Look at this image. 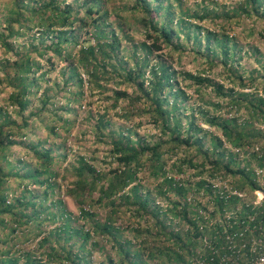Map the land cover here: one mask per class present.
Instances as JSON below:
<instances>
[{"label":"trees","instance_id":"1","mask_svg":"<svg viewBox=\"0 0 264 264\" xmlns=\"http://www.w3.org/2000/svg\"><path fill=\"white\" fill-rule=\"evenodd\" d=\"M105 1L84 0L82 11H78L79 9H73V3H66L65 0H11L10 8L5 10L0 42L6 51H13L14 59L7 58L0 63V69L3 71L0 82L4 85L1 90L9 89L6 108H11V111H8L0 107V232L8 224H11L12 228L3 231V236L0 237V241L6 243L0 247V264H18L15 253L11 254L14 244L23 243L36 236L27 232L22 235L14 234L22 225L30 227L28 223L31 221H36L39 228L44 221L60 222L58 227L51 230L42 240V245H49L45 253L55 259L64 255L71 264H80V252L72 253L66 244L50 246V241L55 240L53 237L57 240L64 237L63 240L66 241L65 239L75 236L76 242H80V248H83L92 231L112 238L120 252L130 261L129 264L139 263V260L144 262L143 253L139 249L131 252L130 242L120 243L118 239L119 230L113 225V213L120 205L129 209L134 207L136 212H150L154 226L159 230L154 234L169 236L176 245L174 250L163 248L168 256L172 254L176 257L169 260H183L184 255L180 250L185 246L186 234L181 237L178 232H166L171 224L168 214L192 223L188 216L192 204L185 200L192 193L191 186L197 187L198 190H208V178H214L218 173L226 176L233 173L228 162L224 161L223 152L215 153V148H222L224 142L235 146L248 140L264 138V133L254 126V122L261 121V118L264 121V98L253 91L239 92L238 96L230 99L231 105H238V102L242 101L248 104L250 117L244 119L241 124L237 123L236 118L212 115L204 108L198 110L202 119L201 125L197 123L194 111H191L184 124L180 114L185 107L187 94L180 85V74L199 84L208 82L209 79L189 71L179 72L167 61L154 62L152 57L154 52L161 49L157 44L158 38H162L176 49L181 47L183 38L185 41L191 40L196 46H201L203 40V55L210 64L214 57L218 56L227 64L238 45L237 41L227 33L203 27L199 22L206 18L221 19L231 14L240 17H262L264 0H241L226 10L215 6L209 8L206 3H201L198 8H190L183 0H134L135 7L145 13L143 24L146 34L145 39L133 47V63L121 55V38L129 37L122 28L119 33L110 28L112 25L107 22L108 12L102 10ZM81 12L83 15H80ZM33 28H36L37 35H29ZM80 31H88L91 37L86 34L80 39ZM20 37H23L22 42L15 45V40ZM47 52H51L47 56L51 64L54 56L65 62L62 68V85L57 84L55 95L49 94L52 86L47 87L39 96L40 108L25 115L24 112L31 104L33 89L39 86L38 80L45 74L44 71L36 75L42 68L40 58ZM113 78H118V85L131 86V91L116 86L106 87L105 82ZM236 78L242 87L245 86L241 75ZM85 85L99 89L100 92L110 91V107L121 108L124 117H129L130 110L126 107L131 106L137 111L139 106L134 103L146 101L144 109L149 110L154 123L159 127L160 137L150 143L144 138L134 139L131 133L109 131L106 137L111 143L116 167L103 172L91 160L83 156L78 157L76 163L67 171L73 181L70 187L66 185L63 194L59 191L60 183L56 178L58 161L63 157L61 153H57V147H60L61 143L55 144L54 137H63L57 131L58 128L64 132L69 130L71 120L64 117V114L75 111L74 106L83 98ZM214 88L219 95L227 96L222 92L221 85L217 84ZM230 92L228 95L232 97ZM124 102L126 107L122 109ZM220 107L219 103L214 105V108ZM96 123L97 129L105 128L109 124L106 113L99 115ZM203 124L216 127L221 132V135L210 134L213 157L209 148L203 149L206 134ZM39 126L48 131L51 140L41 139L39 136H35V141L28 140ZM104 134L101 133L100 138H103ZM163 135H167L165 141L162 140ZM13 145H20L31 152L30 162L21 161L22 166H19V161L16 164L10 161ZM181 146L187 149L195 146L202 154L201 164L205 161L211 164L207 179L200 177V180H196L192 185L187 183L188 186L167 173L169 171L166 170V152L173 158L177 156ZM178 161L179 164H171L170 171L180 173L183 172V164L193 168L198 164L195 157L188 155L179 157ZM142 172H146L147 177L152 176L159 180L155 192L170 201L171 208L161 207L151 198L150 190L145 191L142 178L146 177H140ZM15 179H20L19 184L23 185L17 194L16 188L8 185V182ZM30 186L34 189L35 186L43 188L38 192ZM237 186L242 187L243 184L237 183ZM55 194L58 195L57 198H50ZM65 197L73 201L79 210V217L88 222L92 230H83L82 226L72 225L71 222H75L79 217L67 210ZM48 199L50 202L45 204ZM95 203L108 206L109 213L107 212L105 217H99L93 209ZM27 209L31 211L26 212ZM192 234L199 236L197 228H194ZM8 240H11L12 244H9ZM150 252L146 254L155 256L161 250ZM83 257L84 264H88L89 261H85L87 256ZM25 261L28 264L34 262L30 253L26 255Z\"/></svg>","mask_w":264,"mask_h":264},{"label":"rangeland","instance_id":"2","mask_svg":"<svg viewBox=\"0 0 264 264\" xmlns=\"http://www.w3.org/2000/svg\"><path fill=\"white\" fill-rule=\"evenodd\" d=\"M66 3H73V9L82 11V3L84 0H65ZM241 0H183V3L189 6L190 8H198L201 3L208 4V7L212 6L220 7L223 9H228L232 6H235ZM11 5V0H0V31H3V17H5V10L9 9ZM102 10L108 12L107 22L112 26L110 27L114 31L119 33V30L122 28L126 31L127 37L121 38V55L130 63H133L134 59L132 56L133 47L138 46L139 42L145 39V27L143 24V19H145V13L140 11L139 8L135 7L134 0H106L102 5ZM221 9V10H223ZM80 15H83L82 12ZM232 15V14H231ZM225 16L220 18H215L210 20L208 18L199 22L197 18H194L199 22L203 27H208L219 32H224L229 35V37L234 38L237 41V47L233 50V56L225 64L221 58L218 56L214 57L212 64L207 62L205 54V44L202 40L201 46H196L192 43L191 40L185 41L182 38L181 47L176 49L173 46L167 44L162 38H158L157 44L161 46L159 51L153 53V61L165 60L172 65L174 69L179 72H191L193 74H198L201 76L207 77L208 82L199 84L192 82L189 79L184 78L181 74L179 76L180 85L186 91L187 100L184 102V108L180 116H182V121L185 122L189 119L191 111H194V116L198 124L201 125L202 119L199 109H208L212 115L222 116L227 118H236L238 124H241L244 119L250 117V113L247 108V102L242 101L238 102V105H231L232 101L230 100L234 96H238L239 92L251 91L255 93H264V16ZM36 34V28H33L29 35ZM90 33L88 31H80V39L84 35ZM23 37L17 38L15 40V45L22 42ZM48 42V41H47ZM200 48V52L198 49ZM237 51V52H236ZM137 52L140 54V50L137 47ZM51 52H47L43 57L40 58V63L42 68L38 70L36 75L45 71V74L40 77L38 80V85L33 89L34 93L30 96L31 104L29 108L24 112L27 115L30 111H35L40 108L39 106V96L44 92L47 87L52 89L49 94L56 93L57 84L60 86L62 81V68L65 66V62L54 56L51 61L47 60V56ZM7 58L14 59L13 51H6L0 42V63H2ZM237 75H235V74ZM3 71L0 69V77H2ZM242 76L243 83L245 86L242 87L239 84L238 78L236 76ZM106 80H104L105 82ZM119 83L118 78L109 79L105 82L104 85L108 88L118 87L126 88L129 92L132 87L127 84ZM219 84L222 86V92L226 93L227 96L219 95L215 86ZM4 85L0 82V107L6 108L7 101L6 95L9 92V89L5 91L1 90ZM229 89L233 91L230 92ZM231 94L230 97L228 94ZM58 94V92H57ZM110 91L100 92L99 89L91 88L88 85L84 86V95L80 99L78 105L74 106L75 111L73 113H65L64 117L69 118L70 126L67 132H64L61 128H58L60 135L63 137H54V143L60 144V147H57V153H61L63 157L59 159L58 170H57V180L60 183L59 191L60 193H65L66 185L71 186L73 178L68 175L67 171L70 170L73 164H75L78 157L83 156L89 161L91 160L96 167L101 169L103 172H107L109 169L116 167V158L112 150L111 143L106 137L109 131L118 132L123 131L124 133H131L133 138L140 137L146 139V141L155 142L160 137L159 127L154 123L153 117L150 114L149 110L144 109L145 104L147 103L144 100L135 102V105L139 106V109L136 111L132 109L131 106L126 107V103H122L121 107L127 108L130 112L129 117H124L123 110L121 108H112L110 107L111 101L108 99ZM219 103L220 108H214V105ZM133 106V105H132ZM6 110L11 111V108L8 106ZM106 113V118L109 119V124L99 130L96 128L97 117ZM183 115H187L186 117ZM17 119H19L17 117ZM204 129L206 130L204 138V148H209L212 153V143L210 141V134L221 135V132L216 127H209L203 124ZM105 133L103 138H100L101 133ZM103 135V134H102ZM39 136L41 139L48 138V131L43 127L39 126L34 133L31 134L29 141H35ZM167 135L162 136V140L165 141ZM260 139V138H259ZM256 139V140H259ZM256 140H254L256 142ZM261 140V139H260ZM259 140V141H260ZM251 141V140H248ZM227 144V142H226ZM184 146H181L177 151V156L170 158L168 151L165 154L167 159L166 170L169 175H174L176 179L182 180L186 185H192L196 180H200V177H205L209 173V169L212 167L208 161H205L201 164L203 158L202 154L199 153L195 146H192L190 149H187ZM12 156L9 158L14 164L19 161V166H22L21 161L30 162L31 152L20 145H13L11 147ZM215 153L222 151L221 147L214 149ZM195 157V161L198 163L195 168L187 167L183 164V172L176 173L170 171L171 164L177 162L179 164L178 158L184 157ZM31 164H34L31 162ZM22 171V170H21ZM222 173L223 171H219ZM142 172L140 177L142 178V185L145 191L150 190V195L152 199H155L156 203H159L163 208H171L172 204L170 201L164 199L162 196H159L155 192V187L159 180H156L154 177H147V173ZM218 173V172H215ZM219 174V173H218ZM201 175V176H199ZM231 184L237 185L240 181L237 179L236 175L231 176ZM216 177H210V179H215ZM12 179V178H11ZM144 179V180H143ZM209 179V178H208ZM20 179L11 180L8 182V185L12 188H16L15 194L19 193L23 185L19 184ZM188 183V184H187ZM188 185V186H189ZM32 189L33 186H30ZM35 191H42L43 187L35 186ZM197 187L191 186L190 191L194 192L195 196L200 195L201 191L196 189ZM13 195H10V197ZM58 195H53L50 198H57ZM60 197V196H59ZM66 208L71 212L75 217H79V210L73 204V201L69 197H65ZM201 200L204 203H208L205 195L201 197ZM50 199L46 201L45 204H48ZM93 209L96 211L99 217H105L107 212L109 213V207L100 206L97 203L94 204ZM31 210L27 209L26 212ZM43 216V215H42ZM113 225L119 230V241L120 243H125L126 241L130 242V251L133 252L135 249H139L143 253L142 259L145 261H140L136 264H179L185 259V254L188 253L191 249L196 246L197 237L192 234L194 227L192 223L188 220H179L176 216H170L168 218L170 225L166 229V232L169 231L178 232L181 237L184 238L185 246H181V253L184 255L183 260H169V258H174L172 254L169 256L166 254V251H163V248H171L172 250L176 249L171 237L155 235V231H159L154 226V219L150 212L144 213L142 211L136 212L134 207L126 208L123 205H120L119 208L113 213ZM167 221V223H169ZM36 221H31L29 224L30 227L22 225L20 228L15 231L14 235H22L23 233H30L35 236L43 235L46 236L48 233L53 230L55 227H58L60 224L59 221L55 223H50L44 221L42 226L39 228L36 225ZM74 226H82L83 230H92V226L86 222L83 218H78L75 222H71ZM12 228L11 224L5 229H2L0 232V237L3 236V231H7ZM1 230V229H0ZM30 231V232H29ZM199 232V230L197 229ZM192 234V235H191ZM12 235V234H11ZM56 245L66 244L71 250L72 253H81L83 256L86 255L87 258L85 261H89L88 264H129L130 261L126 259L123 253L120 252V248L116 245L115 241L112 238H109L106 235H101L98 233H92L90 231V237L84 243V247L80 248L81 243L76 242V237L71 236L69 239L59 238L57 240L55 237ZM191 242V243H190ZM8 243H11V240H8ZM3 241H0V247L4 246ZM46 246V245H44ZM180 248V247H179ZM157 249L161 250L155 256L146 254L151 251H156ZM151 253V252H150ZM176 258V257H175Z\"/></svg>","mask_w":264,"mask_h":264},{"label":"built area","instance_id":"3","mask_svg":"<svg viewBox=\"0 0 264 264\" xmlns=\"http://www.w3.org/2000/svg\"><path fill=\"white\" fill-rule=\"evenodd\" d=\"M259 95L264 98V93ZM254 126L264 133L262 118ZM260 139L235 146L224 142L223 158L233 173L207 179L208 190L199 189L200 195L192 192L185 198L192 204L188 216L199 236L179 264H264V138ZM234 175L242 187L231 184ZM204 195L208 203L201 200ZM44 237L16 242L11 254L15 253L17 263L28 264L25 257L30 253L34 264H71L64 255L55 259L45 253L49 245H42ZM50 243L57 247L55 240ZM82 259L79 254L80 264Z\"/></svg>","mask_w":264,"mask_h":264}]
</instances>
